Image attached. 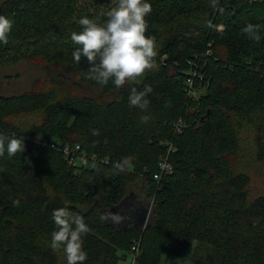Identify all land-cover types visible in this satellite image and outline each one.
I'll use <instances>...</instances> for the list:
<instances>
[{
  "label": "trees",
  "instance_id": "1",
  "mask_svg": "<svg viewBox=\"0 0 264 264\" xmlns=\"http://www.w3.org/2000/svg\"><path fill=\"white\" fill-rule=\"evenodd\" d=\"M147 2L157 67L117 88L87 78L90 65L74 62L71 40L81 18L104 24L117 0L0 1L13 21L0 66L57 72L0 96V135L25 143L24 153L0 157V264H63L51 247L52 213L62 207L90 229L84 264H119L137 243V264L190 252L193 264H264V197L249 200L251 178L240 172L249 157L264 161V0ZM248 24L261 26L259 41L243 33ZM63 74L101 95L80 93ZM145 86L148 107L130 106L132 89ZM85 155L95 163L84 165ZM129 156L131 168H114ZM166 158L174 171L156 180ZM108 210L126 217L119 228L101 219Z\"/></svg>",
  "mask_w": 264,
  "mask_h": 264
},
{
  "label": "clouds",
  "instance_id": "2",
  "mask_svg": "<svg viewBox=\"0 0 264 264\" xmlns=\"http://www.w3.org/2000/svg\"><path fill=\"white\" fill-rule=\"evenodd\" d=\"M217 0H213L215 7ZM152 5L147 0H117V4L107 12L104 24H97L92 19L83 17L79 20L82 30L71 34L72 42L78 47L73 51L74 62L79 64L81 57L86 58L90 65L87 78L101 86L111 81L120 88L129 82L140 83L145 73L157 67L156 41L147 36L148 23L146 17L150 15ZM260 25L248 24L242 29L250 38L259 41ZM13 28V21L0 15V44L9 42V35ZM152 92L150 86L137 91L133 88L128 97L130 106L144 110L149 101L146 97ZM149 117H142L147 122ZM98 136L99 131L93 130ZM24 139L9 138L0 135V157H15L17 153H24ZM129 156L114 165L119 171L132 167ZM52 218L56 230L51 234V247L62 250L67 264H84L87 253L83 249V238L90 231L82 216L74 214L67 207L55 209ZM106 223L119 228L126 217L120 213L106 211L102 217Z\"/></svg>",
  "mask_w": 264,
  "mask_h": 264
},
{
  "label": "rangeland",
  "instance_id": "3",
  "mask_svg": "<svg viewBox=\"0 0 264 264\" xmlns=\"http://www.w3.org/2000/svg\"><path fill=\"white\" fill-rule=\"evenodd\" d=\"M92 10V8L89 9L90 16L93 15ZM54 74L57 75V72L51 67L26 62L10 66H0V96L9 97L27 92L33 88V84L36 80L46 78ZM63 75L75 84L80 93L94 97L101 95L99 90L80 84V82L76 81L75 78L70 75ZM113 97L114 94H110L104 98L109 101L112 100ZM240 164V172L248 174L251 178L249 200L253 201L259 197H264V161L261 163L253 162L249 157ZM190 255L191 252L182 259L168 257L164 259L162 264H193ZM63 264H67L66 259L63 260ZM119 264H132L131 257H129L126 261H121Z\"/></svg>",
  "mask_w": 264,
  "mask_h": 264
},
{
  "label": "built area",
  "instance_id": "4",
  "mask_svg": "<svg viewBox=\"0 0 264 264\" xmlns=\"http://www.w3.org/2000/svg\"><path fill=\"white\" fill-rule=\"evenodd\" d=\"M193 76H196L197 74L196 73H191ZM187 84H188V90H189V95L194 97L196 100H198V92L194 89V79L191 77L188 79L187 81ZM176 128H177V131L178 133H181L183 128H184V125L179 122L177 123L176 125ZM40 140H42V138H40ZM52 147H55L54 145H52ZM64 154L65 156L68 157V160L69 162H75L76 159H71L72 156H71V149L69 146H66L64 149ZM173 152L175 151L173 148L170 149V152ZM82 161V163L84 165H87V164H91V163H95V160H96V156H91V157H88V156H82L80 158ZM109 160H101V163H108ZM159 171L160 173H158L157 175H155V179L156 180H161L162 177L165 175V174H171L173 173L174 169H173V166L170 164L168 158L166 159H163L161 162H160V165H159ZM139 254V243H137V245L133 248V252L131 254V260H132V264H137V256Z\"/></svg>",
  "mask_w": 264,
  "mask_h": 264
}]
</instances>
